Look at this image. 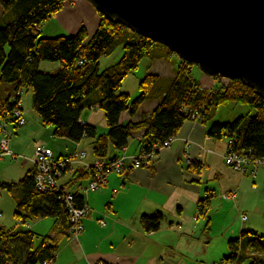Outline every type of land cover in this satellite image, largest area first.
<instances>
[{
	"label": "trees",
	"instance_id": "16d2710c",
	"mask_svg": "<svg viewBox=\"0 0 264 264\" xmlns=\"http://www.w3.org/2000/svg\"><path fill=\"white\" fill-rule=\"evenodd\" d=\"M64 1L0 0V84L12 88L11 95L0 100L12 105L19 100L20 96L15 95L17 90L30 91L33 109L45 125L53 127L54 136L72 142L89 137L93 139L95 157L105 159L117 157H107L109 145L114 149L125 147L136 131H142L145 152L152 149L153 143L172 137L189 119L185 106L202 108L203 117L198 122L205 124L219 105L244 104L249 108L247 113L228 122L214 121L208 125L206 133L215 139H232L235 149L249 151L257 158L264 157V98L239 79H231L226 86L207 91L191 78L190 65L193 64L182 60L174 76L169 77L159 91L160 102L152 111L137 122H119L122 112L128 110L133 115L159 87L156 85L159 76L146 74L138 84V95L131 98L128 93L118 91L124 77L137 68L142 58H167L173 53L163 44L133 32L100 12L99 23L90 36L84 26L73 35L41 36L37 28L60 10ZM117 45L122 50L119 59L99 70V58L111 53ZM41 61L58 62L59 67L56 71H41ZM93 105L104 111L108 125L106 134H97L94 126L80 122L81 111ZM34 171V168L27 171L17 182L1 183L14 195L13 216L23 224L31 218L55 217L60 221V229L52 237L40 236L30 229L0 226V264H48L55 258L58 238L67 234L68 213L58 193L37 190ZM90 174L89 167L80 176ZM75 201L79 206L83 201L78 191ZM202 208L199 204L200 212ZM163 216L160 211L142 215L140 223L146 231H154ZM228 247L229 253L222 261L264 264L262 233L243 230L228 241Z\"/></svg>",
	"mask_w": 264,
	"mask_h": 264
},
{
	"label": "crops",
	"instance_id": "0c3cea01",
	"mask_svg": "<svg viewBox=\"0 0 264 264\" xmlns=\"http://www.w3.org/2000/svg\"><path fill=\"white\" fill-rule=\"evenodd\" d=\"M98 23L99 15L87 0H71L41 23L39 28L41 36L52 37L73 35L84 26L90 36ZM100 58L99 70L118 60L116 58L100 67ZM150 61L152 65L146 74L159 76L156 82L159 87L133 115L128 110L122 112L119 118L121 123L137 122L152 111L160 102L159 91L164 88L167 79L176 73V70L172 71L169 57H156ZM58 67V62L39 63L41 71H56ZM161 67H165L167 72ZM11 93L9 85L0 84V99L4 100ZM19 101L25 123L7 125L9 148L16 158L0 157V217L5 219L0 226L30 228L35 233V230H46L48 227L46 221L39 219L41 217L35 219L29 228L19 227V222L12 217L14 195L1 186V183L19 181L34 168V152L38 146L49 147L55 155L85 153L59 180L65 190L78 191L89 207L82 218L83 230L77 238L67 234L60 236L55 258L48 264H95L99 261L106 264H220L229 253L230 239L238 237L243 230L257 231L248 225L244 207L241 208V201L238 203V195L241 198L243 194L244 181L251 173L249 170L246 173L235 171L225 164L223 156L228 139L208 136L206 123L185 121L170 137L169 146L159 150L147 164L131 168L123 174L110 173L100 188L83 192L80 186L87 185L90 175H80L96 158L92 151L93 139L83 137L78 142H72L54 136L53 127L45 125L33 109L32 95L30 103H24L22 94ZM80 122L94 126L97 134L108 131L104 111L98 105L85 107L81 111ZM142 139V131H136L125 147L114 149L109 145L107 157L137 154L142 150ZM187 153L191 157V164L186 160ZM256 172V179L264 177V168L259 167ZM225 191L232 192L233 196L226 199L203 197L207 192L221 194ZM3 192L7 196L1 202ZM199 204L203 206L202 212L198 210ZM156 211L164 214L159 228L146 231L140 217ZM243 214L246 215L245 220L242 219ZM216 216L222 217L226 223L214 231L212 219ZM53 219L50 225L55 229L50 234L52 237L60 229L59 219ZM261 230L264 232V227Z\"/></svg>",
	"mask_w": 264,
	"mask_h": 264
},
{
	"label": "water",
	"instance_id": "95a60500",
	"mask_svg": "<svg viewBox=\"0 0 264 264\" xmlns=\"http://www.w3.org/2000/svg\"><path fill=\"white\" fill-rule=\"evenodd\" d=\"M203 73L264 98V0H87Z\"/></svg>",
	"mask_w": 264,
	"mask_h": 264
},
{
	"label": "built area",
	"instance_id": "2783aa9c",
	"mask_svg": "<svg viewBox=\"0 0 264 264\" xmlns=\"http://www.w3.org/2000/svg\"><path fill=\"white\" fill-rule=\"evenodd\" d=\"M21 92L22 90H17L15 95L20 96ZM184 111L192 121H201L203 117L202 108L197 109L185 106ZM9 123L15 126L25 123L23 110L20 101L17 99L12 105H8L0 100V157L9 156L15 159V154L9 148L10 132L7 130V125ZM169 144L170 138L153 143L152 149L149 152L142 150L132 156L119 155L113 159L96 157L92 165H90V179L86 186H80L81 190L83 192L97 190L106 183L108 174H123L131 168H137L147 164L159 150L168 147ZM186 146L188 145L186 144ZM84 154V152H73L71 154L55 155L47 146H38L34 152V185L36 189L41 192L54 191L58 193V198L62 201L68 213V227L66 233L71 238H77L83 230L82 218L88 213L89 207L84 200L80 206L77 205L75 201L76 191L65 190L61 186L59 180L75 161L81 160L84 157ZM185 157L187 162L191 161V157L188 153ZM223 158L227 166L241 173L249 170V172L254 175L258 167L264 168V157L257 158L249 151L235 149L232 139L227 140L226 151ZM213 195V192H210L209 194H204V197ZM231 196H233V193H222L223 198H230ZM242 219H246L245 214H243ZM44 264H47V262H44ZM95 264L106 263L99 261ZM221 264L232 263L221 261Z\"/></svg>",
	"mask_w": 264,
	"mask_h": 264
},
{
	"label": "rangeland",
	"instance_id": "374dc122",
	"mask_svg": "<svg viewBox=\"0 0 264 264\" xmlns=\"http://www.w3.org/2000/svg\"><path fill=\"white\" fill-rule=\"evenodd\" d=\"M68 1H71V0H65L64 5ZM1 12H2V8L0 6V13ZM37 29H38V31H40V28H37ZM121 53H122L121 46L117 45L110 54H108L106 56L103 55L100 58V67L104 66L107 63H110L112 61H115L119 55L121 56ZM117 59H119V58H117ZM179 61H180V59L178 58V56L176 54H171L169 56V63L172 65V71L177 70V66H178ZM48 62H51V61H48ZM151 65H152V63H151L150 59L142 58L138 64L137 68L134 71L129 72L124 77V79L122 80V83H121V87L119 88L118 91L119 92L120 91L121 92H127L131 96V98L136 97L138 95V92H139L138 87H137L138 82L142 78H144L146 73L150 70L149 67ZM164 68L165 67H161L162 70ZM164 71L167 72L166 69H164ZM190 76H191V78L196 80L201 87L207 89V91L212 90V89H216L217 87L226 86L229 82V79H227V78L208 76L207 74L203 73L196 65H190ZM30 93H31L30 91L26 92V91L22 90L21 94H22V98H23L24 103L26 101H28L30 103V101H31V94ZM248 110H249L248 106L244 105V104H236V103L231 102L228 104L219 105L215 110H213L210 113V116H209L206 124L209 125L214 121H219V122L232 121L236 117H238L239 115H243V114L247 113ZM253 112L254 111H251V113H253ZM186 122H193V121L188 119V120H186ZM83 145H84V143H83ZM6 158H10V157L7 156ZM11 160H15V159L11 158ZM11 160H10V162H14ZM255 174L257 175V172H255ZM251 175L252 174H248L247 175L248 177L244 181V184L242 186L243 194H241V198H240V195H238V203L241 201V208L244 207L243 208V210L245 211L244 213H246L248 216V220L246 221V222H248V225H250V227L255 228L259 233L264 234V232H261L262 231L261 229L264 227V177L260 176L258 179H256V175L255 176L254 175L251 176ZM226 192H228V191H225L224 193H226ZM214 193L215 194L213 196H219L220 198H223L222 197L223 192L221 194H216V192H214ZM230 193H232V192H230ZM2 194H4V195H3V198L1 199V202H3L5 200V196H7L5 192H3ZM223 199H226V198H223ZM0 216H1V214H0ZM12 217L15 219L13 214H12ZM13 218L11 220H14ZM35 219H37V218L28 219L27 222L24 224L20 223L19 221H18L19 223L18 222L17 223H18L19 227L29 228V225ZM39 219L46 221L47 222L46 225H48V227L46 226V230H35L38 234L40 233L41 235H46L47 233H49V235H50L51 233H53V231H55L54 228H50L51 227L50 225L54 222L53 217L46 216V217H41ZM6 220H8V219L6 218ZM212 220H213L214 231L217 229V227L224 225L226 223V221L222 217L216 216ZM4 221H5L4 217H0V223H4ZM206 229H208V227ZM37 242H38V239H35V243H37ZM59 245H61V244H59ZM218 261H219V259L217 260V262ZM235 264H245V263L243 262V263H235Z\"/></svg>",
	"mask_w": 264,
	"mask_h": 264
}]
</instances>
